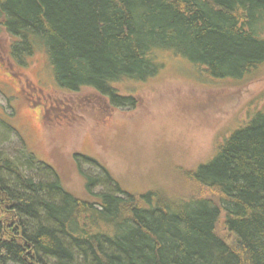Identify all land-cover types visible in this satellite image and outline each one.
Returning a JSON list of instances; mask_svg holds the SVG:
<instances>
[{
  "label": "trees",
  "instance_id": "16d2710c",
  "mask_svg": "<svg viewBox=\"0 0 264 264\" xmlns=\"http://www.w3.org/2000/svg\"><path fill=\"white\" fill-rule=\"evenodd\" d=\"M0 33L13 59L43 45L62 89H94L114 108L134 106L114 84L154 77L158 51L217 80L264 67V0H0ZM22 153L24 164L0 153V264H264V112L186 175L189 198L137 196L76 156L104 173L85 177L80 199Z\"/></svg>",
  "mask_w": 264,
  "mask_h": 264
},
{
  "label": "rangeland",
  "instance_id": "374dc122",
  "mask_svg": "<svg viewBox=\"0 0 264 264\" xmlns=\"http://www.w3.org/2000/svg\"><path fill=\"white\" fill-rule=\"evenodd\" d=\"M12 44L0 33V153L24 164L25 148L80 199L90 200L85 177L104 173L76 156L95 160L137 196L156 191L169 199L194 197L199 190L186 175L264 112V67L242 81L217 80L182 56L158 51L161 67L154 77L114 84L134 99L132 107L114 108L94 89H62L43 45L19 61L11 57ZM219 233L224 235L222 227Z\"/></svg>",
  "mask_w": 264,
  "mask_h": 264
}]
</instances>
